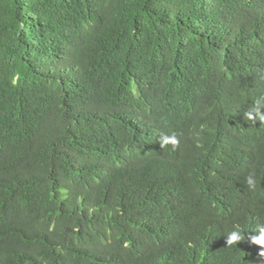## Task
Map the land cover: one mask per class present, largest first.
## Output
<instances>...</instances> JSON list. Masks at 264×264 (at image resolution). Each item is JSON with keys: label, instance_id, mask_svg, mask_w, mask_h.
<instances>
[{"label": "trees", "instance_id": "16d2710c", "mask_svg": "<svg viewBox=\"0 0 264 264\" xmlns=\"http://www.w3.org/2000/svg\"><path fill=\"white\" fill-rule=\"evenodd\" d=\"M260 30L264 0H0V264H197L162 199L177 166L216 186L213 155L223 230L185 232L236 261L264 223Z\"/></svg>", "mask_w": 264, "mask_h": 264}, {"label": "clouds", "instance_id": "9594fccd", "mask_svg": "<svg viewBox=\"0 0 264 264\" xmlns=\"http://www.w3.org/2000/svg\"><path fill=\"white\" fill-rule=\"evenodd\" d=\"M264 35L262 30L254 33V35ZM264 38V37H262ZM264 100H257L255 105L244 113L245 119L249 121L258 120L264 122ZM177 139L169 136H162L160 138V147L155 153L145 154L146 162L158 155L168 156L171 154L168 145L172 144L176 146ZM208 168L218 177V184L223 181L230 189V195L234 192L233 185L228 181L226 171L224 169V163L213 155L210 161L206 162ZM182 175V183L180 190L177 191L178 199H168L163 195L162 202L173 210L170 212L179 219L181 225L180 233L177 236V245H180L185 250L194 251L198 255L197 264H264V223L255 219L254 226L251 229V234H244L240 230H233L226 236L227 246H237L240 242H246L248 250L244 251L236 261L228 262L231 254H227L224 248L214 249L207 246L205 240H199L192 235L185 232V229L192 226L194 229L203 232L205 236L218 235L222 232L223 228L219 227L218 220L220 216L216 214V198L215 191L218 186H207L203 183L201 178L199 183L191 188H198L199 192L195 193L186 188V169L184 166L176 167ZM234 168V165H233ZM257 179L255 173H251L247 177V185L250 189H255ZM218 202L221 205H226L227 198H224L223 193H219ZM222 207L219 212L222 214ZM248 237V238H246ZM207 255L205 262H201V254ZM189 255V254H188Z\"/></svg>", "mask_w": 264, "mask_h": 264}]
</instances>
